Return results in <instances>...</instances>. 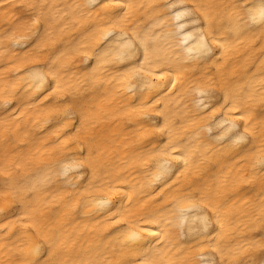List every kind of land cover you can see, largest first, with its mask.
Returning a JSON list of instances; mask_svg holds the SVG:
<instances>
[{
	"label": "bare ground",
	"instance_id": "6f19581e",
	"mask_svg": "<svg viewBox=\"0 0 264 264\" xmlns=\"http://www.w3.org/2000/svg\"><path fill=\"white\" fill-rule=\"evenodd\" d=\"M261 9L0 0V264H264Z\"/></svg>",
	"mask_w": 264,
	"mask_h": 264
},
{
	"label": "snow or ice",
	"instance_id": "6c2138e0",
	"mask_svg": "<svg viewBox=\"0 0 264 264\" xmlns=\"http://www.w3.org/2000/svg\"><path fill=\"white\" fill-rule=\"evenodd\" d=\"M261 16H262V18H264V9H261ZM242 138H243V137H241V139H242ZM102 203H104V202H102ZM136 238H137V235H136L135 232H133V233H131V234L129 235V239H136ZM33 251H39V249L36 248V249H34ZM34 264H39V261H38V260L35 261Z\"/></svg>",
	"mask_w": 264,
	"mask_h": 264
}]
</instances>
